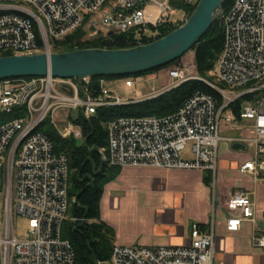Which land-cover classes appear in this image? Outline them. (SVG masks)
<instances>
[{
    "label": "built area",
    "instance_id": "obj_1",
    "mask_svg": "<svg viewBox=\"0 0 264 264\" xmlns=\"http://www.w3.org/2000/svg\"><path fill=\"white\" fill-rule=\"evenodd\" d=\"M171 1L0 0V56L5 52H53L51 41L64 38L88 15L93 28L91 37L112 31L127 35L136 45L144 44V36L160 34L153 32L151 26L171 21L176 10ZM214 18L221 21L224 30V47L214 74L217 82L225 86L200 76L195 60L185 62L182 57L166 68L173 84L150 97L186 81L201 80L219 92L223 103L218 105L212 94L196 91L171 114L118 117L108 124V144L101 149L103 160L114 166L210 171L209 226L203 229L194 224L186 245L114 244L111 264H215L217 206L222 205L229 214V232L240 230L245 221H255L256 203L250 192L235 190L222 203L217 169L223 139L221 125L225 121L230 127L250 130L249 136L226 139L253 146V158L238 169L255 181H264V0H234L229 8L221 4ZM141 77L135 76L138 86L143 85ZM137 94L133 99L120 97L102 76L60 78L49 74L0 80V114H18L0 119V264L76 263L74 247L63 237L70 204L68 156L55 153L54 144L41 125L47 119L55 123L54 116L60 108L89 118L100 107L146 99L140 91ZM240 99L244 101L238 115L225 111ZM68 123L63 136L82 139L81 126ZM187 148L191 159L183 158ZM17 215L28 220L25 238L15 233ZM254 242L264 248V233H256Z\"/></svg>",
    "mask_w": 264,
    "mask_h": 264
},
{
    "label": "crops",
    "instance_id": "obj_2",
    "mask_svg": "<svg viewBox=\"0 0 264 264\" xmlns=\"http://www.w3.org/2000/svg\"><path fill=\"white\" fill-rule=\"evenodd\" d=\"M155 10L154 6L150 7ZM184 59V57H183ZM147 95L145 98L150 97ZM249 121L246 120V123ZM249 136L248 128L230 127L222 121L217 186L222 203L235 190L251 193L256 203L255 221L240 230H227V210L215 211V264H264V248L254 242L264 233V181L241 173L239 165L253 158L254 148L236 144L229 136ZM193 156L189 148L183 158ZM211 172L187 168L124 166L109 181L100 201L101 217L114 230V244L180 246L190 241L194 224L207 229L212 214Z\"/></svg>",
    "mask_w": 264,
    "mask_h": 264
},
{
    "label": "trees",
    "instance_id": "obj_3",
    "mask_svg": "<svg viewBox=\"0 0 264 264\" xmlns=\"http://www.w3.org/2000/svg\"><path fill=\"white\" fill-rule=\"evenodd\" d=\"M198 1L185 3L172 0L171 3L175 9H182L189 16ZM233 1L223 0L222 6L229 8ZM89 22L90 16L88 15L79 27L64 38L52 40L53 50L63 52L91 47L128 48L136 46V43L131 42L127 35H103L100 33L92 38L84 39L93 30ZM180 25L182 24L167 21L157 26H151L153 32L160 34L144 36L143 43H149L163 37ZM223 47V25L220 20L214 18L211 27L193 48L194 60L200 76L224 87L225 85L217 82L214 74ZM2 55H13V52H5ZM155 71L157 69L135 76ZM106 78L111 77L106 76ZM196 91L210 93L215 97L218 105L223 103V98L219 92L206 82L189 80L150 99L125 105L100 107L89 118H85L77 111H71L68 119L81 126L83 134L81 142L73 136L64 137L63 132L49 119L41 125V130L53 142L55 153L66 154L69 160L70 204L67 219L63 225V237L68 238L74 247L75 264H111L115 234L114 230L101 217L100 201L105 185L116 178L121 167L109 164L102 157L101 149L108 144V124L121 116H164L171 114L177 111ZM243 101L244 99L238 100L235 105L230 106L225 111L232 110L238 115ZM17 115L16 111L12 114H0V119H9Z\"/></svg>",
    "mask_w": 264,
    "mask_h": 264
},
{
    "label": "water",
    "instance_id": "obj_4",
    "mask_svg": "<svg viewBox=\"0 0 264 264\" xmlns=\"http://www.w3.org/2000/svg\"><path fill=\"white\" fill-rule=\"evenodd\" d=\"M222 2L223 0H199L182 25L163 37L133 47H91L63 52L0 56V80L49 74L60 78L123 77L165 68L193 50L213 24L214 13ZM243 147V144L235 145L237 149Z\"/></svg>",
    "mask_w": 264,
    "mask_h": 264
},
{
    "label": "rangeland",
    "instance_id": "obj_5",
    "mask_svg": "<svg viewBox=\"0 0 264 264\" xmlns=\"http://www.w3.org/2000/svg\"><path fill=\"white\" fill-rule=\"evenodd\" d=\"M163 1V0H161ZM188 15L182 9H176L171 15L170 19L172 22L183 24ZM90 31L84 39L92 38ZM54 52V50H53ZM185 62L194 60V51H189L183 59ZM169 67V66H168ZM167 68V67H166ZM166 68H161L155 72L142 75L143 85L138 86L135 81V76H123V77H111L107 78V86L115 90L118 95L124 99H133L138 96L137 92L140 91L144 96L153 94L155 92L166 89L171 86L174 82L173 78L169 76ZM71 110L67 108H60L57 110L54 116V122L61 131H65L69 126V115ZM79 141L81 139H78ZM81 142V141H80ZM2 222V202L0 201V227ZM15 233L20 238L27 237L28 234V220L27 218L17 215L14 220ZM264 255V253H262Z\"/></svg>",
    "mask_w": 264,
    "mask_h": 264
},
{
    "label": "bare ground",
    "instance_id": "obj_6",
    "mask_svg": "<svg viewBox=\"0 0 264 264\" xmlns=\"http://www.w3.org/2000/svg\"><path fill=\"white\" fill-rule=\"evenodd\" d=\"M49 53V52H48Z\"/></svg>",
    "mask_w": 264,
    "mask_h": 264
}]
</instances>
